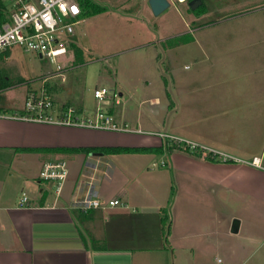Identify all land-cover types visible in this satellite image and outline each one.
<instances>
[{
    "label": "crops",
    "instance_id": "1",
    "mask_svg": "<svg viewBox=\"0 0 264 264\" xmlns=\"http://www.w3.org/2000/svg\"><path fill=\"white\" fill-rule=\"evenodd\" d=\"M238 29L229 31L235 34ZM237 33L233 47L223 51L224 61L229 50L236 59L227 69L232 79H217L226 90L224 96L218 90L220 108L235 127H229L223 115L217 116L216 123L218 128L227 126L224 133L240 146L241 154L235 156L246 162L207 159L185 149L180 141L169 140L167 149V138L145 134L147 130L140 132V128L117 131L24 119L17 116L24 111V102L13 110L0 108V264H147L167 256L174 245L186 250L184 260L189 264H264V135L256 144L251 140L253 135L258 138L264 134V69L257 68L264 66V29L240 28ZM211 46L214 49L215 45ZM257 75L263 79L257 80ZM202 95V102H211L210 95L203 91ZM195 106L200 108L201 103ZM107 111L112 115L110 109ZM120 121L128 126L127 119ZM136 122L146 124L140 118ZM70 130L79 139L68 136ZM188 132L183 135L188 136ZM242 132L252 135L244 146ZM207 133L200 141L216 148L205 140ZM104 146H162L160 156L167 155V160L163 159L167 168L156 171L151 165L146 171L141 166L127 173L120 170L124 176L114 193L107 195L103 188L115 175L117 155L155 151L85 153L58 149ZM59 153L80 158L74 165L72 160L57 157ZM254 156L258 164L247 163ZM60 159L66 161L68 174L57 195L56 182H42L39 173L45 161ZM83 181L92 183L94 194L103 202L117 198L122 205L83 211L74 204L86 194ZM156 182L159 185L153 191L151 186ZM168 186L171 195L174 189L177 193L182 189L185 198L182 205L170 208L169 216L163 205L154 201L161 194L169 202ZM188 189L201 198L196 206L188 201ZM22 192L27 195L24 206L20 205Z\"/></svg>",
    "mask_w": 264,
    "mask_h": 264
},
{
    "label": "rangeland",
    "instance_id": "2",
    "mask_svg": "<svg viewBox=\"0 0 264 264\" xmlns=\"http://www.w3.org/2000/svg\"><path fill=\"white\" fill-rule=\"evenodd\" d=\"M93 1L104 7V10L87 14L85 21L74 25L75 31L70 38L74 41V47L78 48V53L72 49L67 55L50 60L18 45H10L0 52V70L9 82L6 88L0 90V108L13 110L20 107L27 90L38 91L42 81H61V77L54 74L59 73L61 67L66 79L61 81L62 84H56L54 97L58 102L71 101L82 107V117L94 118L97 107L103 111L110 109L113 121L127 125L125 121H120L121 118L127 119L130 131L140 128V132L147 130L180 136L189 130V137H181L204 144L200 140L207 131L205 140L212 141L218 150L232 155L241 154L238 143L224 133L223 128L228 131L227 126L219 125L218 128L216 123L217 116L223 115L228 126L235 127L234 121L220 108V96L226 90L217 79H232L229 77L232 72L227 69L236 59L232 58L233 50H229L225 54L228 60L224 61L223 51L233 47L240 28L256 26L264 29V0H201L202 3L195 9L190 8L189 0H169V6L159 14L152 12L148 0ZM2 2L3 14L8 16L10 2ZM243 13L246 14L236 20ZM234 28H239L235 34L233 30L229 31ZM211 45H215L214 49ZM257 68L264 69V66L259 65ZM261 79L257 75V80ZM205 80L212 83L206 84ZM100 86L121 91L119 104L98 102L93 89ZM202 91L210 95L211 102H202ZM198 102L201 103L200 108L195 106ZM216 108L220 113H217ZM139 118L146 124L137 123ZM70 131L71 135L68 136L79 139L73 135L76 128ZM260 135L264 134H258V138L253 135V144L260 141ZM242 136L241 144L244 146L252 135L242 132ZM252 149L257 147L247 153ZM35 154L33 156L37 157ZM160 154L117 155L116 172L109 184L104 185L105 193H114L112 191L124 176L121 171L127 173L140 166L146 171L152 161L167 160V155ZM57 157L72 160L74 165L78 162L76 158H80L69 153ZM165 168L167 164L153 167L156 171ZM159 182L151 186L153 191ZM188 190L191 194L188 201L196 206L201 198L193 196V190ZM165 192L171 195L169 186ZM182 194V189L178 193L174 189V196L168 198L169 202L161 194L152 193V196L156 195L154 201L163 205L162 210L169 216L170 208L174 209L185 201ZM174 248L173 251L172 248L166 249L169 252L167 256L147 264H189L184 260L186 250L182 251L181 246L174 245Z\"/></svg>",
    "mask_w": 264,
    "mask_h": 264
},
{
    "label": "built area",
    "instance_id": "3",
    "mask_svg": "<svg viewBox=\"0 0 264 264\" xmlns=\"http://www.w3.org/2000/svg\"><path fill=\"white\" fill-rule=\"evenodd\" d=\"M10 2L9 15L3 14V7L0 12V52L10 45H18L24 50L36 52L41 57L56 60L57 57L65 55L68 50V43L72 41L71 34H74V25L85 21L81 15V4L79 0H8ZM8 17V19H7ZM82 17V18H81ZM60 72L54 74L64 81L65 75L59 67ZM45 82L35 91L29 89L24 101V111L18 117L48 123H60L72 126H88L100 129H114L127 131V125H120L113 121L112 115L97 107L94 118L82 117V111L76 112L73 105H56L53 94L45 91L42 87ZM93 95L98 102L111 101L119 104L121 93L106 86L95 87ZM132 131V130H131ZM138 131H140L138 129ZM151 134H158L165 138L178 140L188 147L189 150L199 152L207 159L221 162H243L235 155L218 150L204 143L180 136H172L164 132L146 131ZM246 162V161H245ZM247 163H258L257 157H253ZM96 164V163H95ZM68 174V167L65 160H48L43 163L39 173L42 182H56L55 192L59 195L62 183ZM84 175V174H83ZM86 176V175H84ZM83 176V177H84ZM86 184V194L75 200V203L83 211L106 206L122 205L117 198L108 201L100 200L94 194V186L90 182ZM27 201L26 193L22 192L20 205L24 206Z\"/></svg>",
    "mask_w": 264,
    "mask_h": 264
},
{
    "label": "trees",
    "instance_id": "4",
    "mask_svg": "<svg viewBox=\"0 0 264 264\" xmlns=\"http://www.w3.org/2000/svg\"><path fill=\"white\" fill-rule=\"evenodd\" d=\"M80 1V4H81V15L82 16H86L87 14H90V13H95V12H98V11H102L104 10V7L102 6H99L96 4V2H94L93 0H79ZM2 7H3V2L2 0H0V12L2 10ZM74 41H70L68 43V50L66 52V55L69 53V52H72V49H74V51H76L77 53L79 52L78 51V48H75L74 47ZM59 83H61V81H58ZM58 82H51L53 84H51L50 82H45L44 85L42 86L44 88L45 91H48L50 92L51 94H53V97L56 96V93H55V86ZM58 83V84H59ZM62 84V83H61ZM9 85V82H8V78L3 74V72L0 70V90L1 89H4L6 88L7 86ZM54 101L56 103V105L60 106L61 104L64 105H73L76 109V112H81L82 110V107H80L79 105H74L71 101H63V102H58V100L56 99V97H54ZM81 109V110H80ZM169 140H173V139H166V145L165 147L167 149H170L169 147ZM174 142H179L178 140H173ZM185 149L189 150L187 146H184ZM60 151H64V150H67V149H71V151H74V152H85V153H90V152H102V153H117V152H147V151H150L152 148H146V147H132V148H129V147H120V146H116V147H81V148H77V147H67V148H58ZM153 151L155 152H160V153H163L164 152V149L162 146L160 147H156V148H153L152 149ZM191 151V150H189ZM196 153H199V152H196ZM165 162L162 160L161 162H157V161H153L151 163L152 166H157V165H164ZM96 209V208H94ZM161 222L163 224H165V218H162L161 219ZM169 229V228H168Z\"/></svg>",
    "mask_w": 264,
    "mask_h": 264
},
{
    "label": "water",
    "instance_id": "5",
    "mask_svg": "<svg viewBox=\"0 0 264 264\" xmlns=\"http://www.w3.org/2000/svg\"><path fill=\"white\" fill-rule=\"evenodd\" d=\"M201 0H189L188 5L191 9H195L201 4ZM150 9L154 14H159L162 10L169 6V0H148Z\"/></svg>",
    "mask_w": 264,
    "mask_h": 264
}]
</instances>
